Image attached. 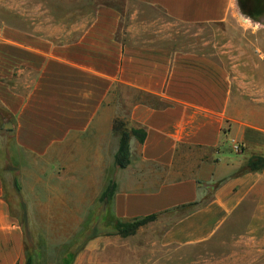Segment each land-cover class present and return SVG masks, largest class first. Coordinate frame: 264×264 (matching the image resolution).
<instances>
[{
  "label": "crops",
  "instance_id": "0c3cea01",
  "mask_svg": "<svg viewBox=\"0 0 264 264\" xmlns=\"http://www.w3.org/2000/svg\"><path fill=\"white\" fill-rule=\"evenodd\" d=\"M127 1L166 21L115 0H0V264H26L12 173L28 199L75 191L40 206L77 215L110 168L115 218L157 214L160 250L194 254L180 264H264V167L245 171L264 160L263 0ZM117 119L146 133L125 169Z\"/></svg>",
  "mask_w": 264,
  "mask_h": 264
},
{
  "label": "rangeland",
  "instance_id": "374dc122",
  "mask_svg": "<svg viewBox=\"0 0 264 264\" xmlns=\"http://www.w3.org/2000/svg\"><path fill=\"white\" fill-rule=\"evenodd\" d=\"M115 1L121 9H127L129 14L139 11L145 13L148 18H155L157 22L166 21L159 11L145 9L127 0ZM246 6L255 11L252 2ZM175 26L174 35L177 32L182 41L201 38L210 32L204 26ZM2 130L3 126L0 131V167L2 171L7 172L6 155L7 151L13 148V137ZM11 178L7 185L11 213L22 224L26 257L29 254L34 255L37 264H149L157 261L162 264H180L194 256L176 249L160 250V232L166 226L162 220L158 225L156 220L148 223L136 234L128 237L115 234L117 219L113 213V200L101 201L102 194L113 179L111 168L105 175V181L99 191L84 192L85 205L82 209L78 208L77 215L69 208L51 207L47 210L40 206L50 199L54 202V198L61 194L74 198L77 196L75 191L50 193L41 190L37 192V198L28 199L26 194L16 187L17 174L12 173ZM93 240L97 242L95 246Z\"/></svg>",
  "mask_w": 264,
  "mask_h": 264
},
{
  "label": "trees",
  "instance_id": "16d2710c",
  "mask_svg": "<svg viewBox=\"0 0 264 264\" xmlns=\"http://www.w3.org/2000/svg\"><path fill=\"white\" fill-rule=\"evenodd\" d=\"M114 131L120 135V147L116 155V167L119 169H125L130 164V141L132 137H136L140 143H143L146 138V133L144 130L128 129L127 125L120 119H117L115 121ZM7 132L11 133L13 131L9 130ZM263 167L264 160L261 158H257L249 162V164L245 168V171H257L262 169ZM15 184L16 187L19 189L17 180L15 181ZM115 188V182L111 180L107 189L101 196V201L111 202L114 198ZM197 205L198 203H194L184 206L182 208H195ZM158 217L159 216L157 214H153L144 218H137L129 222H121L117 220L115 224V234L120 235L122 237L134 235L141 227L157 220ZM26 264H37L36 257L32 254L27 255Z\"/></svg>",
  "mask_w": 264,
  "mask_h": 264
},
{
  "label": "water",
  "instance_id": "95a60500",
  "mask_svg": "<svg viewBox=\"0 0 264 264\" xmlns=\"http://www.w3.org/2000/svg\"><path fill=\"white\" fill-rule=\"evenodd\" d=\"M5 128H6L7 130H11V129L13 128V125H12L10 122H7V123L5 124Z\"/></svg>",
  "mask_w": 264,
  "mask_h": 264
},
{
  "label": "built area",
  "instance_id": "2783aa9c",
  "mask_svg": "<svg viewBox=\"0 0 264 264\" xmlns=\"http://www.w3.org/2000/svg\"><path fill=\"white\" fill-rule=\"evenodd\" d=\"M237 149H239V148L237 147Z\"/></svg>",
  "mask_w": 264,
  "mask_h": 264
}]
</instances>
